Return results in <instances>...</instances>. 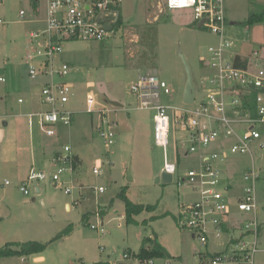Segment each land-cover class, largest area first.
<instances>
[{"label": "rangeland", "instance_id": "rangeland-1", "mask_svg": "<svg viewBox=\"0 0 264 264\" xmlns=\"http://www.w3.org/2000/svg\"><path fill=\"white\" fill-rule=\"evenodd\" d=\"M255 3L264 5V0H224L229 24L226 35L236 43V53H248L256 48L264 53V23L246 24ZM22 11L26 13L24 20L20 17ZM121 11V26L103 41L67 40L62 44L63 52L56 56L55 64L69 67L65 81L74 88L67 107L74 110L75 116L71 126L58 125L54 128L57 134L48 137L39 127L37 117L32 118L36 123L30 126L28 116H24L48 109L42 103L43 87L39 85L45 79L30 77L26 56L28 50L36 48L30 44V35L42 29L34 20L45 18V2L38 0L35 9L33 0H0V78L5 79L0 82V154L3 132L18 134L21 139L38 132L51 147L44 164L36 162L35 172L56 173L60 163L53 156L56 152L65 155L68 145L74 146L83 158V164L72 173L76 187L71 193L65 194L64 189L47 179L39 183L41 194L31 185L26 196L20 191L22 184L13 179L0 155V247L33 240L49 243L73 225L74 233L69 239L62 238L49 245L44 253L47 264H93L96 259H110L114 264H141L134 256L125 259L124 254L136 253L143 239L153 235L165 242L176 256L171 260L156 259L154 264H208L204 262L211 261L209 253L231 254L240 250L229 244L231 238L240 239V230L202 245L186 228L179 226L183 197L188 204L198 199L189 184L179 183L188 170L199 165V159L195 155L178 156L180 134L173 123L166 160L178 169L173 182H163L165 149L154 140L155 111L138 109L132 87L140 80V73L156 76L165 80L172 90L171 95L161 97V102L183 105L187 71L181 55H185L191 67L197 92H203L211 70L200 61V56H208L209 48L218 40L207 28L199 27L192 9L171 10L165 7L164 0H123ZM89 96L95 98L94 110L110 109L106 120L117 123L112 146L108 147L97 131V115L86 112ZM3 121L9 122V130ZM79 124L85 126L84 130L77 129ZM258 128L261 139L251 148L255 169L261 176L256 188L261 251L255 256L254 264H264V125ZM214 146L208 151H215ZM231 158L227 165L229 168L232 165L234 170H248L252 166L250 156ZM98 159L102 162L100 174H94ZM67 172L61 176L64 180L69 179ZM100 188L104 191L99 192ZM123 189H127L134 203L154 205L155 209L135 216L137 224H126L125 205L118 198ZM103 210L107 214L103 215ZM231 215L240 225L253 219V215L240 213L237 207H232ZM102 223L104 235L91 228ZM202 254L208 256L203 255L202 259ZM0 264L35 263L31 257L14 256L1 258Z\"/></svg>", "mask_w": 264, "mask_h": 264}, {"label": "built area", "instance_id": "built-area-1", "mask_svg": "<svg viewBox=\"0 0 264 264\" xmlns=\"http://www.w3.org/2000/svg\"><path fill=\"white\" fill-rule=\"evenodd\" d=\"M45 26L42 30L32 32L30 44L36 46L27 55L30 77L35 80L42 76H50L51 81L43 86L41 99L48 109L42 112L30 113L29 124L38 118V124L46 135L57 134L55 127L72 125L75 112L67 108V103L73 95L74 86L65 81L69 67H57L55 58L63 52L62 44L67 40L103 41L110 33H115V27L122 16L123 0H44ZM165 7L171 10L192 9L195 21L203 22V27L216 37V45L209 48L208 56H200V61L211 70L207 78V89L200 94L204 98L199 103L181 106H171L161 102L163 95L172 93L165 80L156 76H144L132 87L137 96L138 109H149L154 114V140L157 146L168 147L173 123L179 136L178 156L195 155L199 159L196 168L188 170L179 184H189L197 194L198 199L188 204L185 200L179 214V226L187 229L194 239L202 245H207L211 239L219 240L234 230H240V239L231 238L229 244L240 247L230 253L211 257L208 264H254L259 253L260 222L256 188L260 181L254 166L251 145L261 139L259 125H264V53L256 48L247 57H241L234 49L236 43L226 35L228 26L224 0H164ZM26 13L20 17L24 20ZM2 22L0 21V24ZM107 27H112L109 30ZM238 57L242 65H237ZM58 77L59 80H55ZM0 82H5L0 78ZM205 83V82H203ZM256 94L255 117L252 112L244 109L245 99L251 93ZM22 102V100H20ZM95 98L86 99L88 114H96L99 123L96 128L103 142L109 147L115 144L113 128L116 122L107 121L110 109L94 110ZM171 112L172 114H169ZM221 142H228L220 149L207 150ZM263 147V145H261ZM65 155L55 157L60 167L54 174L31 171L20 191L29 195V187H38L41 181L47 179L64 189L69 194L76 187L72 178L75 169V155L70 145L65 147ZM250 156L253 160L250 169L241 175V181H229L225 176L223 166L231 161V157ZM94 174H100L102 162L97 160ZM178 166L165 161L164 171L172 175ZM69 170V172H67ZM68 173L69 179L61 176ZM7 184L8 181H6ZM237 192L235 189H239ZM100 188L99 192H103ZM232 207H237L241 213L253 215L252 220L243 221L242 225L231 215ZM98 233L105 234L104 224L92 225ZM251 238V240H248ZM241 240V241H240ZM103 250V248H102ZM124 258L131 256L124 254ZM203 259V256H201ZM155 259H149L143 264H154Z\"/></svg>", "mask_w": 264, "mask_h": 264}, {"label": "crops", "instance_id": "crops-1", "mask_svg": "<svg viewBox=\"0 0 264 264\" xmlns=\"http://www.w3.org/2000/svg\"><path fill=\"white\" fill-rule=\"evenodd\" d=\"M226 19H227V17H226ZM44 20H45V18L42 19V20L36 19L34 21L36 23H38V24L40 23L42 25V29H43L44 26H45ZM233 23H235V22H232L231 23L232 26H234ZM227 24H228V19H227ZM42 29H38L37 31H40ZM253 50L251 49L248 53H243L242 51H238L237 54L239 56L245 58V57L249 56ZM30 51L31 50H28L27 51V55H28V53ZM144 76H146V75L143 74V73L142 74L140 73L139 78H141V77L143 78ZM41 78H44L45 80H43V83H41L42 85L39 84L40 87H43L44 85L47 84V82L51 81V77L50 76H47V77L42 76ZM57 78L55 77V80L61 81V80H59V78L58 79ZM70 84H72V83H70ZM30 96L32 97V94ZM20 100H19V102H20ZM30 103H32V102L30 101ZM30 113H33V112L31 111L28 114H25L24 113V116L27 118V116H29ZM97 118H98V116H97ZM29 120L30 119L28 118V123L27 124L30 125V126H32L31 124H29ZM91 121H92L91 124L95 125L94 122H93V119H91ZM99 122L100 121H99V118H98V124H100ZM35 123L36 122H34L33 124H35ZM81 124H83V122H81ZM81 124H79V126L77 127V129L84 130V127L85 126H83ZM3 126H5L7 128L6 130H9L10 129V125H9V122L8 121H3ZM39 127H40V125H39ZM77 132H78V130H77ZM58 136H60V132H58L57 137ZM70 138H72V135H70ZM1 139H2L1 140L2 141V143H1L2 148H1V154L0 155H1V157H4L5 164H6V168H9L11 170L12 175H13V179L17 180V182H19V183H21L23 185L24 182L26 181V179L28 178V176L30 175L31 171H36V165H37L36 162H38L40 164H44V161H45V159L47 157V154H48V151H49L51 145L49 143H46V140L38 132L37 133L34 132L33 134L30 133L28 139L27 138L21 139L18 136V134H15L14 135L12 133H6V132L4 133L3 132ZM227 143L228 142H225V143L224 142H221L220 144H216L214 147L216 149H220L222 145L227 144ZM72 151H73V153H74L75 156H78L79 161L81 162V164H83V162H82V159L83 158H82V155L80 154V152H78L77 149L74 146H72ZM207 152H210V151L207 150ZM58 154H60V153H57L56 152L54 154L53 158H55ZM240 157H244V156H240ZM240 157H236L235 159H240ZM223 168L225 170L224 176L229 181H234V180L241 181V175L246 171V170H241V169L240 170H234L233 167H232V165H230V168L228 167V165H226V166L224 165ZM38 189L40 190V193L39 194H41L43 192V190H42V188L39 185H38ZM235 190L237 192H239L240 191V188L239 189H235ZM36 191H37V188H36ZM183 201H184V197L182 199V203H183ZM103 211H104V213H103L104 215L107 214L105 210H103ZM260 229H261V224H260ZM73 233H74V229L70 233V235L68 237H64V239H69L71 237V235H73ZM259 233H260V231H259ZM260 236H261V233H260ZM150 237L155 238L154 235L153 236H150ZM259 240H260V238H259ZM159 242L165 248L168 249V251L173 256V258H176V256L172 254V251L165 244V242L160 241V239H159ZM260 251H261V249L259 248V253H260ZM44 253L45 252H43L41 254H37V255L31 256V258H33L35 264H47L48 263V258L44 255ZM125 254H127V253H125ZM213 254H216V253L213 252V253H209L208 255L212 256ZM203 255H207V254H202L201 256H203ZM131 257H132V255H131ZM99 262H105V263L106 262H108V263L110 262L111 264H114L113 261L110 260V259L109 260L96 259V261H93V264H96V263H99ZM121 264H125V263H121Z\"/></svg>", "mask_w": 264, "mask_h": 264}, {"label": "trees", "instance_id": "trees-1", "mask_svg": "<svg viewBox=\"0 0 264 264\" xmlns=\"http://www.w3.org/2000/svg\"><path fill=\"white\" fill-rule=\"evenodd\" d=\"M33 4L35 9L38 6V0H33ZM122 17H120L116 29H119L121 26ZM255 23H264V5L261 4H253L248 19L246 21L247 25H255ZM202 28V27H201ZM237 65H242L241 59L238 57ZM256 92L253 91L249 98L245 100L244 109L247 111L252 112V116L255 117L256 112ZM75 169L81 166V162L79 161L78 156H75ZM118 198L122 200L125 205L124 209V216L126 218V224H137L138 222L134 218L135 216L140 215L141 213L145 212L146 210H153L156 206L154 205H141L134 203L127 195V189H123ZM104 215V214H103ZM86 216L84 217V219ZM73 231V225H70L67 229L60 232L56 235L53 240L49 243H42L40 241L33 240L32 242H13L8 243L3 247H0V259L1 258H12L14 256L18 257H31L33 255L41 254L45 252L49 245L53 242L61 240L64 237L70 235ZM155 238L147 236V238L143 239V242L136 253L129 251L127 254L129 256H134L137 258L141 264L146 263L149 259H163V260H171L173 256L170 254L167 248H165L158 239V236L154 235ZM131 254V255H130ZM221 255V253L213 254L211 257H215ZM96 264H111L110 262H99Z\"/></svg>", "mask_w": 264, "mask_h": 264}, {"label": "water", "instance_id": "water-1", "mask_svg": "<svg viewBox=\"0 0 264 264\" xmlns=\"http://www.w3.org/2000/svg\"><path fill=\"white\" fill-rule=\"evenodd\" d=\"M202 24H203L202 21L198 23L200 28L203 27ZM107 28L109 30H112V27H107ZM181 57H182L183 63L185 64L186 71H187V81H186L187 85L184 91L183 102L188 105H193V104L199 103L200 99L204 98V94L198 95L199 94L197 92L198 87H196V84L194 83L191 67L187 63L185 55L182 54ZM111 104H113L115 107H122L121 104L116 103V102H111ZM162 179H163V182H168V183L173 182L172 175L166 171H163ZM160 181L161 179H158V182ZM37 193L38 194L40 193V190L38 189V187H37Z\"/></svg>", "mask_w": 264, "mask_h": 264}, {"label": "flooded vegetation", "instance_id": "flooded-vegetation-1", "mask_svg": "<svg viewBox=\"0 0 264 264\" xmlns=\"http://www.w3.org/2000/svg\"><path fill=\"white\" fill-rule=\"evenodd\" d=\"M122 21H123V18H122V20H121V23H122Z\"/></svg>", "mask_w": 264, "mask_h": 264}]
</instances>
